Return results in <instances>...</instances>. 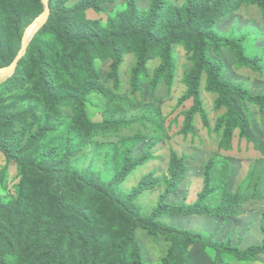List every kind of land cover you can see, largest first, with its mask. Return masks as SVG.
Returning a JSON list of instances; mask_svg holds the SVG:
<instances>
[{
  "label": "trees",
  "instance_id": "obj_1",
  "mask_svg": "<svg viewBox=\"0 0 264 264\" xmlns=\"http://www.w3.org/2000/svg\"><path fill=\"white\" fill-rule=\"evenodd\" d=\"M110 2L81 0L68 7V0H50L51 16L46 29L53 38L43 43L42 32L40 38L32 39L15 73L0 83V152L13 160L21 173L15 199L7 204L0 201V211L17 213L23 205L119 264H143L135 236V229L142 224L151 234H160L170 242L162 264H194L192 244L213 252L215 264H226L224 256L240 262L255 261L258 255H264V227L260 245L240 249L230 240H208L206 235L175 226L164 218L213 215L235 219L242 215L245 197L226 186L220 201L212 204L209 200L215 191L212 171L220 154L207 162L204 187L197 198L176 204L168 198L180 189L188 168L184 157L173 152L168 173L161 180L165 188L150 215L141 212L136 199L144 190L160 184V179L151 182L149 175H145L130 191L120 187L131 170L150 159L146 151L139 156L132 153L130 137L121 139L116 148L110 181L103 180L90 167H78L73 160L85 152L95 136L118 132L135 121L112 116L96 121L90 117L87 100L100 91L94 61L113 58L109 77L116 81L123 53L136 52L138 63L132 79L135 89L137 69L150 57V49L159 48L162 61L154 77L165 78L170 84L175 71V44L185 47L193 63L183 78L186 91L180 100L192 99L193 105L184 111L182 133L195 130L197 113L209 125L201 97L204 84L207 92L217 95L216 108L226 109L216 126L222 128L220 147L233 148L237 129L241 137L252 141L246 117L237 109L234 97L264 110V93L252 94L245 83L226 79L223 63L210 51L219 53L221 48H229L239 66L262 72L264 54L254 44L261 33L248 26L223 33L218 24L246 5L264 12V0H183L181 5L172 0H152L146 10L138 6L137 0H129L105 24L87 18L89 10L100 13ZM32 3L37 12L29 16ZM43 10L42 0H0V67L15 59L24 32ZM62 106H69L72 115H64ZM20 257L8 259L0 249V264H36ZM53 263L50 256L43 264Z\"/></svg>",
  "mask_w": 264,
  "mask_h": 264
},
{
  "label": "rangeland",
  "instance_id": "obj_2",
  "mask_svg": "<svg viewBox=\"0 0 264 264\" xmlns=\"http://www.w3.org/2000/svg\"><path fill=\"white\" fill-rule=\"evenodd\" d=\"M80 1L68 0L67 6L72 7ZM128 1L111 0L100 13L89 10L86 13L87 18L105 24L110 16L123 10ZM137 1L138 6L144 10L152 2ZM172 1L176 5L183 3V0ZM36 12L37 6L30 4L29 16ZM48 22L32 39L40 38L42 32L43 43H47L48 38H53L46 29ZM247 26L261 33L254 44L264 54V12L258 8L243 6L236 14L223 18L218 24L223 33H229L235 28L241 30ZM172 51L175 61L172 82L167 84L165 78L160 77L157 80L154 77L162 61V52L159 48H152L144 66L136 71L135 89L132 79L133 68L138 63L136 52L123 53L116 81L109 77L113 58L94 61L93 68L98 73L100 91L92 93L87 100L90 117L96 121L108 116L135 121L121 127L118 132L95 136L88 143L85 152L78 159H74L73 163L78 167H90L103 180L110 181L114 174L113 155L117 152L116 148H119L121 139L130 137L129 142L133 143L132 153L139 156L146 151L150 159L131 170L120 183V187L130 191L145 175H149L151 182L160 179V184L144 190L136 199L141 212L150 215L155 211L165 188L161 180L168 173L173 152L184 157L188 168L180 189L168 198V201L176 204L197 198L204 187L207 162L212 156L220 154L221 157H216V165L212 171V186L215 191L209 200L212 204L220 201L222 189L226 186L231 192H238L245 197L246 202L241 205L242 214L245 215L235 219L213 215H167L164 218L175 226L200 232L208 240H230L240 249L260 245L263 239L261 229L264 227V110L247 100L234 97L237 109L246 117L252 141L241 137L240 130L237 129L233 137V148H221L222 128L216 126L226 109L216 108L217 95L207 92L203 84L201 97L209 125L206 126L202 114L197 113L194 117L195 130L189 134L182 133L186 119L184 111L193 105L192 99L180 100L186 91L183 78L193 63L182 45H173ZM210 53L223 63V76L226 79L245 83L252 94L264 93V70L255 72L246 66H239L234 52L226 47L221 48L219 53L212 50ZM6 79H1L0 83ZM62 112L64 115H72L69 106H62ZM20 179L19 166L0 152V201L7 204L15 199ZM135 236L141 248L143 264H162L170 242L160 234H151L143 224L137 226ZM0 249L8 259L11 256H21L36 264H43L50 256H53V264H119L104 253L95 252L72 233L55 226L46 218L39 217L23 205L17 213L0 211ZM190 250L194 264H215L213 252L203 245L192 244ZM223 261L226 264H264V255H258L252 262H240L228 256H224Z\"/></svg>",
  "mask_w": 264,
  "mask_h": 264
},
{
  "label": "water",
  "instance_id": "obj_3",
  "mask_svg": "<svg viewBox=\"0 0 264 264\" xmlns=\"http://www.w3.org/2000/svg\"><path fill=\"white\" fill-rule=\"evenodd\" d=\"M42 2L44 5V10L42 14L36 18L35 21L29 25L24 32L22 46L15 59L9 65L0 67V80L8 78L15 73L20 60L25 56L28 50V46L32 37L48 22L51 16L50 0H42Z\"/></svg>",
  "mask_w": 264,
  "mask_h": 264
},
{
  "label": "crops",
  "instance_id": "obj_4",
  "mask_svg": "<svg viewBox=\"0 0 264 264\" xmlns=\"http://www.w3.org/2000/svg\"><path fill=\"white\" fill-rule=\"evenodd\" d=\"M242 8H243V7H242ZM235 14H236V13H235ZM242 215H243V214H242ZM244 215H245V214H244ZM244 215H243V216H244Z\"/></svg>",
  "mask_w": 264,
  "mask_h": 264
}]
</instances>
